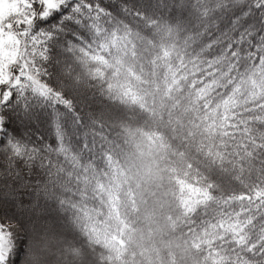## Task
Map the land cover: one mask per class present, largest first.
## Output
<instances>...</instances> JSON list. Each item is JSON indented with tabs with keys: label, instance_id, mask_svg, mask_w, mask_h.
Instances as JSON below:
<instances>
[{
	"label": "clouds",
	"instance_id": "9594fccd",
	"mask_svg": "<svg viewBox=\"0 0 264 264\" xmlns=\"http://www.w3.org/2000/svg\"><path fill=\"white\" fill-rule=\"evenodd\" d=\"M257 2L65 0L18 33L0 79L11 264H264Z\"/></svg>",
	"mask_w": 264,
	"mask_h": 264
},
{
	"label": "snow or ice",
	"instance_id": "6c2138e0",
	"mask_svg": "<svg viewBox=\"0 0 264 264\" xmlns=\"http://www.w3.org/2000/svg\"><path fill=\"white\" fill-rule=\"evenodd\" d=\"M64 6L65 0H0V79L8 80V65L17 58L12 42L18 33L30 31L37 18L47 19L59 15ZM255 8L264 9V3L257 2ZM256 205V210L259 211V200ZM257 218L255 214L245 212L239 218L228 219L226 227L230 225L232 234L239 238L244 235L242 229L245 226L251 228L256 224ZM13 246V233L8 224L0 220V264H11L9 257Z\"/></svg>",
	"mask_w": 264,
	"mask_h": 264
}]
</instances>
